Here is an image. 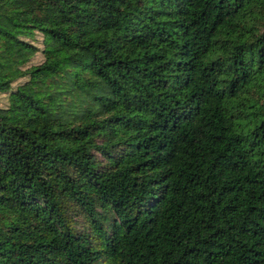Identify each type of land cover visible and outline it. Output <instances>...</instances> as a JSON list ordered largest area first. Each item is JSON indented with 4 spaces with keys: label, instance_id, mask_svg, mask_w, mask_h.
I'll return each mask as SVG.
<instances>
[{
    "label": "trees",
    "instance_id": "16d2710c",
    "mask_svg": "<svg viewBox=\"0 0 264 264\" xmlns=\"http://www.w3.org/2000/svg\"><path fill=\"white\" fill-rule=\"evenodd\" d=\"M0 264H264V0H0Z\"/></svg>",
    "mask_w": 264,
    "mask_h": 264
},
{
    "label": "rangeland",
    "instance_id": "374dc122",
    "mask_svg": "<svg viewBox=\"0 0 264 264\" xmlns=\"http://www.w3.org/2000/svg\"><path fill=\"white\" fill-rule=\"evenodd\" d=\"M6 102V96L3 94L0 95V103H5Z\"/></svg>",
    "mask_w": 264,
    "mask_h": 264
}]
</instances>
